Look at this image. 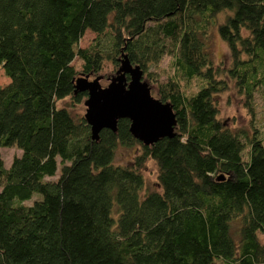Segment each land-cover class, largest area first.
Listing matches in <instances>:
<instances>
[{
	"label": "trees",
	"instance_id": "16d2710c",
	"mask_svg": "<svg viewBox=\"0 0 264 264\" xmlns=\"http://www.w3.org/2000/svg\"><path fill=\"white\" fill-rule=\"evenodd\" d=\"M124 54L173 108V136L146 145L121 118L93 139L69 108L87 97L75 78L117 72ZM1 70L0 264H264V134L230 127L217 99L233 87L253 115L264 96V0H0ZM119 145L138 151L116 163ZM7 146L21 149L8 167Z\"/></svg>",
	"mask_w": 264,
	"mask_h": 264
},
{
	"label": "water",
	"instance_id": "95a60500",
	"mask_svg": "<svg viewBox=\"0 0 264 264\" xmlns=\"http://www.w3.org/2000/svg\"><path fill=\"white\" fill-rule=\"evenodd\" d=\"M143 73L140 65L133 66L124 54L120 68L107 85H101L99 75L92 79L88 75L75 78L74 90L87 92L84 117L91 126L93 139H98L105 127L116 131L121 118L131 121L130 132L146 145L175 134L177 119L173 108L152 94Z\"/></svg>",
	"mask_w": 264,
	"mask_h": 264
},
{
	"label": "rangeland",
	"instance_id": "374dc122",
	"mask_svg": "<svg viewBox=\"0 0 264 264\" xmlns=\"http://www.w3.org/2000/svg\"><path fill=\"white\" fill-rule=\"evenodd\" d=\"M97 34L93 32L91 29L86 30L83 34V36L79 39L78 46L81 47H87L90 42L95 38ZM209 50L212 52L213 60L216 63L219 62H226L229 63V50L228 46L224 39H221V37L218 34L217 29L212 28L211 33L209 35ZM169 59L170 56L164 57L158 64L159 66L155 68L154 70H158L161 72V75L165 77V74L170 71L169 69ZM73 64L75 65V68H77L78 71H80L81 64L78 58H75L73 61ZM116 72L113 71V67L107 62L104 65V68L102 71L98 74L101 78L100 83L101 85H107L114 77ZM93 77V76H92ZM90 77V79H92ZM9 78L5 75L4 71H0V85L4 86L5 84L9 83ZM154 95V94H153ZM86 97L82 98L81 102L76 103L74 106L69 107L73 112L84 114L86 110V104H85ZM218 105L220 106V116L227 121L230 127L234 129H242L247 134H250L253 125L258 127L262 134H264V96L257 92L253 104V115L250 113L248 108L246 107V104H244V99L242 96L236 93V90L232 87L230 90L225 91L224 93L218 94ZM70 103L69 98L60 99L58 101V105H68ZM138 151V148L136 146L134 147H124L122 145H119L116 150V156H115V162L119 163H127L130 161L133 156ZM1 153L3 159H5L6 166L8 167L10 163L12 162V158L15 155H18L21 153L20 148H15L14 146H7V147H1ZM146 166L143 169V175H145V190H152L157 187L156 181H157V164L150 159L146 161ZM58 172L53 175L52 177H46L47 179L56 178L60 172V165H58ZM42 195L39 192H35L33 196L26 200L28 204H31L34 199L41 198ZM238 223L234 222L233 224V231H236L238 229ZM236 233V232H235ZM74 240L71 241V247L76 246L74 244ZM78 248L76 251V254L81 255L83 257L84 250L86 248V244L83 242H77ZM72 247V248H73ZM75 250V249H74ZM73 250V253L75 251ZM80 264V263H79Z\"/></svg>",
	"mask_w": 264,
	"mask_h": 264
}]
</instances>
